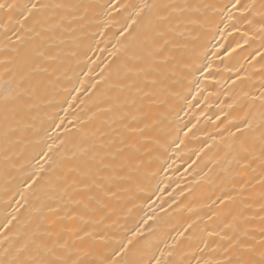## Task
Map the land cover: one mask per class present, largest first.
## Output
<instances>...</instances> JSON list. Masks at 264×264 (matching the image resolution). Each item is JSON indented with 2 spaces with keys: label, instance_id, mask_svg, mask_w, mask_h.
I'll use <instances>...</instances> for the list:
<instances>
[{
  "label": "bare ground",
  "instance_id": "6f19581e",
  "mask_svg": "<svg viewBox=\"0 0 264 264\" xmlns=\"http://www.w3.org/2000/svg\"><path fill=\"white\" fill-rule=\"evenodd\" d=\"M4 2L0 264H259L264 0Z\"/></svg>",
  "mask_w": 264,
  "mask_h": 264
},
{
  "label": "snow or ice",
  "instance_id": "6c2138e0",
  "mask_svg": "<svg viewBox=\"0 0 264 264\" xmlns=\"http://www.w3.org/2000/svg\"><path fill=\"white\" fill-rule=\"evenodd\" d=\"M15 7L16 5L14 3H6L4 0H0V9H7L10 12ZM32 8H36V5L33 4ZM40 264H68V261H41ZM73 264H75V262H73ZM240 264H245V262L241 261ZM259 264H264V252L261 253V260L259 261Z\"/></svg>",
  "mask_w": 264,
  "mask_h": 264
}]
</instances>
